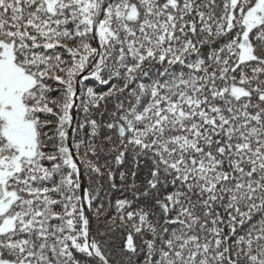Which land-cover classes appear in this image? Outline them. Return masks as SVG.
<instances>
[{
    "label": "snow or ice",
    "instance_id": "obj_1",
    "mask_svg": "<svg viewBox=\"0 0 264 264\" xmlns=\"http://www.w3.org/2000/svg\"><path fill=\"white\" fill-rule=\"evenodd\" d=\"M0 264H264V0H0Z\"/></svg>",
    "mask_w": 264,
    "mask_h": 264
}]
</instances>
